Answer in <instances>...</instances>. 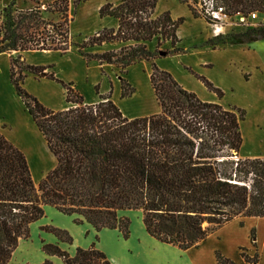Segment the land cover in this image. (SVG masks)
Listing matches in <instances>:
<instances>
[{
  "label": "trees",
  "instance_id": "obj_1",
  "mask_svg": "<svg viewBox=\"0 0 264 264\" xmlns=\"http://www.w3.org/2000/svg\"><path fill=\"white\" fill-rule=\"evenodd\" d=\"M86 0H73L77 6ZM188 0H183L187 2ZM68 0H56L53 8L67 7ZM195 3V0L191 1ZM229 16L264 13V0H220ZM157 0L106 2L100 17L118 19L117 29L102 28L80 44L68 42L62 22L45 20L39 8L17 11L14 0L0 9V53L27 50H57L75 47L90 61L117 64L122 70L144 59L151 62L150 83L160 111L127 118L109 99L83 103L70 85L56 79L46 66L10 61V83L25 110L44 137L56 165L35 182L25 155L0 132V264H7L20 239H26L30 225L44 216L46 207L72 216L76 225L87 223L95 231L117 230L129 237L126 211H139L145 231L155 240L181 250L196 248L223 225L245 218H264V157H240V122L245 111L205 102L184 89L154 59L182 52L177 28L183 18L172 19L168 11L153 12ZM190 10L195 17L191 3ZM208 22V21H207ZM68 29V25H67ZM67 33V34H66ZM60 36V38H58ZM156 39V49L146 41ZM264 39V26L244 32L218 34L206 44H249ZM118 51L88 54L84 47L103 42H127ZM171 43V50L160 48ZM61 83L65 99L72 105L64 110L44 106L21 83L25 72ZM207 89L222 93L209 82ZM122 97L134 89L121 81ZM62 243L71 245L64 229L44 228ZM251 230V237H254ZM47 256L62 264H112L94 244L76 247L73 254L56 244L45 243ZM245 264H256L241 248ZM217 264H235L219 250ZM28 264V263H27ZM41 264H53L45 259Z\"/></svg>",
  "mask_w": 264,
  "mask_h": 264
},
{
  "label": "crops",
  "instance_id": "obj_2",
  "mask_svg": "<svg viewBox=\"0 0 264 264\" xmlns=\"http://www.w3.org/2000/svg\"><path fill=\"white\" fill-rule=\"evenodd\" d=\"M120 1L80 2L68 21L70 41L80 44L102 28L117 29L118 19L111 16L100 17L98 10L106 2L116 5ZM190 3L189 0L187 2L157 0L154 17L168 11L172 19L179 17L184 19L176 31L179 38L176 47L183 51L156 58L153 62L158 68L171 73L184 89L194 92L202 101L216 103L224 108L235 106L244 110L245 117L240 122L242 143L239 153L243 155L242 157H264V148H260L256 154L244 149L247 129L253 132L258 130L262 137L258 139L261 141L264 139V42L259 40L249 44L203 45V42L211 40L218 33L213 31L204 18L193 15ZM230 32L232 31L223 30L220 34ZM130 44L133 42H103L84 47L82 51L88 54H102L118 51ZM145 44L150 51L156 49V39L146 41ZM160 48L171 50L172 46L166 41ZM16 58L27 65L46 66V71L53 73L56 79L76 90L85 104L109 99L127 118L148 116L160 111L150 83V61L141 59L122 70L117 64L98 62L94 59L87 61L77 48L72 46L64 53L57 50L0 53V132L25 155L31 176L36 183L55 167L56 159L10 83V61ZM122 80L134 89L129 96H121ZM204 81L218 89L222 93L221 97L207 89ZM21 86L50 109L64 110L72 105L66 102L63 85L55 80L38 77L26 71ZM27 144L37 149L40 155L36 156ZM38 158L42 163H38ZM141 227L138 234L129 228L127 239L115 236L119 247L110 254L101 248L97 249L103 251L112 264H217L216 250H208V241H202L196 248L181 250L171 244L155 240L145 231L143 223ZM133 234L137 240L147 243V255L142 261L134 260L133 251L129 246ZM91 244L93 243L88 245ZM41 252L45 259L53 264L54 259L62 264L60 258L47 256L42 250Z\"/></svg>",
  "mask_w": 264,
  "mask_h": 264
},
{
  "label": "rangeland",
  "instance_id": "obj_3",
  "mask_svg": "<svg viewBox=\"0 0 264 264\" xmlns=\"http://www.w3.org/2000/svg\"><path fill=\"white\" fill-rule=\"evenodd\" d=\"M54 1L56 0H14L13 8L17 11L39 8L45 20L53 23H63L62 34L65 36V31L68 30V21L78 5L75 6L73 0H68L67 7L65 8V3H61L60 10H58V8L52 7ZM189 1L191 2L192 0ZM215 1L217 4H221L220 0ZM10 2L11 0H0V9L9 5ZM192 5L196 4L192 3ZM263 26L264 13H257L255 20H248L242 24H239L233 15L231 16L230 22L224 25L221 31L231 30L232 32H244L248 29H259ZM67 38L68 42H71L69 34ZM260 41L264 42V39ZM259 133L258 130L253 132L247 129V134H245L246 142L244 144L246 151L256 154L258 150H261L260 148H264V139L262 141L258 139L259 137L262 138ZM27 146L36 156L40 155L37 149L31 148V144H27ZM239 156L242 157L243 155L239 153ZM37 161L38 163H42L39 158ZM124 215L130 219V230L138 234L142 228L140 212L126 211ZM239 222V219H235L212 232L205 239V242H209L208 250H220L223 255L234 260L236 264H245L240 256L241 248L243 247L249 255H258V262L256 264H264V218H245L242 221V225ZM47 226L66 230L73 239L72 244L68 245L60 242L53 233L44 229ZM251 230H254V237H251ZM115 236L122 238L121 233L116 230L102 229L97 232L86 224H73L71 216H64L55 209L46 207L44 216L30 225L29 236L19 241L18 247L13 252L7 264H41L45 259L41 252V246L45 243L56 244L70 254L74 253L76 247L86 248L89 246V243H93L96 248H101L107 254H110L115 248L119 247ZM129 246L133 251L135 261L145 259L147 255V243L145 241L141 242L140 239L137 240L135 234H133ZM54 263L59 264L57 259H54Z\"/></svg>",
  "mask_w": 264,
  "mask_h": 264
},
{
  "label": "built area",
  "instance_id": "obj_4",
  "mask_svg": "<svg viewBox=\"0 0 264 264\" xmlns=\"http://www.w3.org/2000/svg\"><path fill=\"white\" fill-rule=\"evenodd\" d=\"M215 0H196L193 6L195 12L208 21L209 25L212 27L213 31L218 33V27H224L228 22H230L231 16H229L225 7L222 4H217ZM257 13L252 12L247 16H243L239 13L234 15L238 20L239 24L244 23L248 20H255ZM238 25V24H236Z\"/></svg>",
  "mask_w": 264,
  "mask_h": 264
},
{
  "label": "bare ground",
  "instance_id": "obj_5",
  "mask_svg": "<svg viewBox=\"0 0 264 264\" xmlns=\"http://www.w3.org/2000/svg\"><path fill=\"white\" fill-rule=\"evenodd\" d=\"M221 29H222V27H218V29H217L218 30V34L222 32Z\"/></svg>",
  "mask_w": 264,
  "mask_h": 264
},
{
  "label": "water",
  "instance_id": "obj_6",
  "mask_svg": "<svg viewBox=\"0 0 264 264\" xmlns=\"http://www.w3.org/2000/svg\"><path fill=\"white\" fill-rule=\"evenodd\" d=\"M160 55L161 56H165V52H160Z\"/></svg>",
  "mask_w": 264,
  "mask_h": 264
}]
</instances>
